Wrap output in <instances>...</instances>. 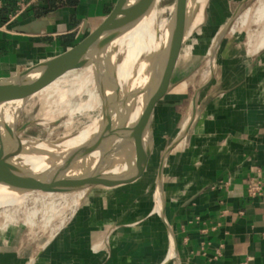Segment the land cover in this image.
<instances>
[{"label":"crops","instance_id":"crops-1","mask_svg":"<svg viewBox=\"0 0 264 264\" xmlns=\"http://www.w3.org/2000/svg\"><path fill=\"white\" fill-rule=\"evenodd\" d=\"M115 2L0 0V79L74 46ZM236 43L221 39L214 74L201 86L189 82L192 92H186L184 70L176 76L177 63L152 126L162 136L178 130L182 113L191 121L185 134L186 122L178 130L160 163L162 215L122 224L114 238L105 236L104 252L89 251L88 264H264V48L243 54ZM6 100L1 92L0 134ZM257 177L262 190L252 196L248 185ZM111 202L113 212L119 203ZM86 253L73 244L62 264H81Z\"/></svg>","mask_w":264,"mask_h":264},{"label":"rangeland","instance_id":"rangeland-1","mask_svg":"<svg viewBox=\"0 0 264 264\" xmlns=\"http://www.w3.org/2000/svg\"><path fill=\"white\" fill-rule=\"evenodd\" d=\"M243 1L206 0L202 22L187 38L179 57L176 76H179L180 70H184L183 83L187 85L186 92H192L189 82L194 83L195 86H201L214 74L216 57L220 49V45H217L218 39ZM262 3L264 5V0H247L222 36V41L236 40V47L240 45L238 50H241L243 54L261 49L259 47L254 50L257 45L252 46V37L257 36L264 26V10L262 12L258 10ZM175 4L176 0H160L157 4V9L162 11L159 18L171 19L172 14L169 10ZM21 7L22 5L17 8V13L22 12ZM248 13L250 18L243 24ZM200 20L201 18L195 23ZM210 69L213 72L210 73ZM185 77L191 78L186 82ZM59 79H62L64 84H56L55 82ZM59 79L46 87L24 109L18 128L25 124L29 125L18 135L21 142L45 141L48 144L60 145L79 137L85 131L92 133L96 123L100 121L101 108L108 102L105 105L102 104L97 91V82L88 80L84 68L71 71ZM107 95L109 98L112 96L108 86ZM189 99L190 97L184 102L185 111L188 110ZM165 101L166 99L162 102ZM159 107L160 105L156 109L157 113ZM182 114L184 116L179 115L180 118L177 121L179 132L188 119L185 112ZM6 118L10 119L9 115L6 114ZM171 119L174 120L173 116ZM178 130L172 133L167 131V134L160 136L155 123L153 126L151 124L152 152L142 177L133 184L114 188L93 187L86 191L79 206L75 208L71 205L79 200V195L68 199L55 196L43 204L27 201L23 203L22 209L14 219L7 218L5 210H1L0 264H62L67 252H71L73 244L81 249V253L87 252L86 255L80 256V261L81 264H88L89 251L92 254L104 252L105 236L114 238L122 224L131 222L132 218L141 220L143 216L146 218L149 214L151 218H157L159 216L156 210L158 170L163 154L176 138ZM181 148L183 150V145ZM90 159L86 167L84 164L82 167H90L95 160L93 157ZM133 161L135 158L133 159L132 156L113 160L108 165L107 172L115 170L118 175L127 176L133 170ZM115 199L119 206L116 210L113 207L114 211L111 212V201ZM112 214L113 218H111ZM60 232L64 234V237L60 235L57 239ZM96 245H99L98 251L93 250ZM43 252L48 253V256L46 254L41 256ZM48 258L54 259L49 262Z\"/></svg>","mask_w":264,"mask_h":264},{"label":"bare ground","instance_id":"bare-ground-1","mask_svg":"<svg viewBox=\"0 0 264 264\" xmlns=\"http://www.w3.org/2000/svg\"><path fill=\"white\" fill-rule=\"evenodd\" d=\"M159 1L160 0L155 1L153 8L146 17L133 31L118 42L115 49L93 59L82 67L88 75V80L97 82V91L102 100V104L105 105L108 102L101 108V118L100 121L96 123L93 132L89 133L85 131L79 137L67 142L65 141V143L60 145L48 144L45 141H37L34 143L21 142L19 138L16 137L12 151L15 153L16 157L6 167L3 176L5 181L12 179L25 180L28 177L45 173L66 163L71 153L76 148L88 142L100 131L104 120V114L109 122L108 130L111 136L125 134L126 131L137 122L144 110L147 100L159 84L167 67L171 20L175 11V6L169 10L172 14H169L171 19L162 20L159 18L162 11L157 9ZM184 1L182 16L187 40L202 22L206 0ZM263 7L264 5L262 3L258 10L262 12V10H264ZM200 18V22L195 23ZM249 18L250 13L245 16L243 24L247 23ZM260 30L262 31H259L260 33H258L257 36L252 37V46L257 45L254 50H257V48L259 49V47H264V26ZM258 41L261 42L258 43ZM218 42H220L219 39ZM218 42L217 45L219 44ZM211 63L209 65L212 67ZM211 71L212 69H210L209 72L211 73ZM62 79L57 80L55 83L59 85L64 84L63 81H61ZM107 86L112 93L110 98L107 95ZM30 104L31 102L28 103L27 106ZM189 124L190 121L186 122L185 126H183V134H185V130L189 127ZM150 129L151 126L146 129L136 143L137 156L142 159L144 158V160H146V165L152 152L153 141ZM131 146L130 142L127 141L123 143H113L112 145L97 146L92 149V155L84 159L83 164L85 167L87 163L91 161L90 157L95 159L90 167L75 168L62 177L61 181H68L76 176L85 175V173L89 174V176L96 177L100 173L98 166H107L113 160L124 156L127 158L128 156H132L134 159L135 152L131 149ZM97 162H99V165L95 167ZM133 166V170L129 174L132 177L136 175L138 171L136 160L133 161ZM89 170L90 172L88 173ZM113 171H110V173L107 172L106 174L118 175L113 173ZM86 191L87 190H80L70 193H51L42 191L22 192L0 186V211L5 210L4 213L6 217L14 219L16 214L22 209L23 203L27 201L33 204H43L45 201L55 196L68 199L72 196L79 195V200L76 199V203L71 205V207L74 206L75 208L79 206ZM156 200V210L162 215L164 198L160 189L156 193Z\"/></svg>","mask_w":264,"mask_h":264},{"label":"water","instance_id":"water-1","mask_svg":"<svg viewBox=\"0 0 264 264\" xmlns=\"http://www.w3.org/2000/svg\"><path fill=\"white\" fill-rule=\"evenodd\" d=\"M155 1L116 0L112 10L103 21L74 46L56 56L42 60L29 67L21 68L13 76L0 79V93L4 92L7 95L5 115H9L10 118L7 119L4 115L2 134L0 135V186L22 192L70 193L89 190L98 186L107 188L126 186L135 183L142 177L146 168V160L137 156L136 143L146 129L151 126L155 107L168 93L182 48L185 45L186 32L184 30L182 16L184 0H176L175 11L171 20L166 70L154 92L147 100L141 116L125 134L109 135V122L104 114L100 131L88 142L76 148L71 153L68 161L63 165L55 167L45 173L28 177L25 180L12 179L5 181L3 179L6 167L16 157L15 153L12 152L14 140L29 125L25 124L18 128V122L27 104L33 101L55 80L71 71L81 69L93 59L115 49L118 42L133 31L146 17L153 8ZM246 1L244 0L242 2L227 26L222 30L219 41H221V37L225 34ZM126 141L132 145L131 149L135 152L136 167H138L137 174L133 177L130 175L106 174L109 166L101 165L98 166L100 173L96 177L89 176V174L85 173V175L76 176L68 181H61L62 177L70 171L82 167L84 159L92 155V149L95 147ZM168 151H166V154ZM97 165H99V162H97L95 167Z\"/></svg>","mask_w":264,"mask_h":264},{"label":"built area","instance_id":"built-area-1","mask_svg":"<svg viewBox=\"0 0 264 264\" xmlns=\"http://www.w3.org/2000/svg\"><path fill=\"white\" fill-rule=\"evenodd\" d=\"M37 1V0H34ZM30 3H28L26 6L22 5L21 10H25V8L29 7ZM262 180L260 177L257 178H252L251 182L248 185V192L254 196L258 193H260V191L262 190Z\"/></svg>","mask_w":264,"mask_h":264},{"label":"trees","instance_id":"trees-1","mask_svg":"<svg viewBox=\"0 0 264 264\" xmlns=\"http://www.w3.org/2000/svg\"><path fill=\"white\" fill-rule=\"evenodd\" d=\"M3 16V14H0V18Z\"/></svg>","mask_w":264,"mask_h":264}]
</instances>
